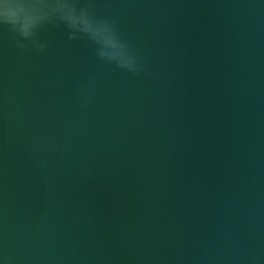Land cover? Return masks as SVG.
<instances>
[{
  "label": "water",
  "instance_id": "obj_1",
  "mask_svg": "<svg viewBox=\"0 0 264 264\" xmlns=\"http://www.w3.org/2000/svg\"><path fill=\"white\" fill-rule=\"evenodd\" d=\"M93 3L0 0V264H264V0Z\"/></svg>",
  "mask_w": 264,
  "mask_h": 264
},
{
  "label": "clouds",
  "instance_id": "obj_2",
  "mask_svg": "<svg viewBox=\"0 0 264 264\" xmlns=\"http://www.w3.org/2000/svg\"><path fill=\"white\" fill-rule=\"evenodd\" d=\"M82 14L85 18H87L88 13L86 10L83 11ZM98 24L100 25V27L103 28L104 31L111 34L112 36H114L117 39L119 38L117 35V31L115 29V26L113 25V23L110 20L105 18V19L98 21ZM35 46L37 48H41V49L44 48L43 44H36ZM123 66L128 68L130 71H138L139 70V67H138L137 62H136V57L130 51L128 53L127 59H126Z\"/></svg>",
  "mask_w": 264,
  "mask_h": 264
},
{
  "label": "snow or ice",
  "instance_id": "obj_3",
  "mask_svg": "<svg viewBox=\"0 0 264 264\" xmlns=\"http://www.w3.org/2000/svg\"><path fill=\"white\" fill-rule=\"evenodd\" d=\"M69 2L75 3L77 6H83L88 9L94 8L96 5L93 3V0H69ZM4 20L2 17H0V28L4 27Z\"/></svg>",
  "mask_w": 264,
  "mask_h": 264
}]
</instances>
